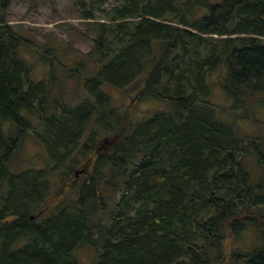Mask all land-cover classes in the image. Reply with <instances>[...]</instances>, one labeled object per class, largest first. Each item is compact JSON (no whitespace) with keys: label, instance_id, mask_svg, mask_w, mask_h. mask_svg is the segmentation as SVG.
I'll use <instances>...</instances> for the list:
<instances>
[{"label":"trees","instance_id":"1","mask_svg":"<svg viewBox=\"0 0 264 264\" xmlns=\"http://www.w3.org/2000/svg\"><path fill=\"white\" fill-rule=\"evenodd\" d=\"M106 1L83 7L87 53L0 18V264H78L82 246L97 264H264V139L238 135L210 100L216 78L233 121L258 123L264 0ZM27 50L48 79L31 78ZM59 68L78 101L54 90ZM141 78L127 103L106 91ZM138 103L155 106L140 117ZM28 138L39 168L19 156Z\"/></svg>","mask_w":264,"mask_h":264},{"label":"rangeland","instance_id":"2","mask_svg":"<svg viewBox=\"0 0 264 264\" xmlns=\"http://www.w3.org/2000/svg\"><path fill=\"white\" fill-rule=\"evenodd\" d=\"M6 1V4L3 7H0V18L4 19L9 25H12L14 29L19 30L23 34L32 36L35 41L40 42L43 41L44 38L49 37L48 42L50 44L57 42L56 46L60 47L59 50L64 48L62 41L67 42L69 45H71L70 47L81 53H87L91 49L90 46L92 43V38L95 34L92 31L93 28L88 27L87 25L89 24L88 22H91V20H86L83 18L85 13L83 7H88L90 5V0H80L79 2L70 0ZM81 1H83V5L80 3ZM110 1L111 0H108V2L106 1L104 7H109L112 3ZM220 1L221 0H211V3L214 4ZM96 15L100 16L98 12ZM69 51L70 50H67L68 55ZM74 56L77 59H80L74 51L70 54L69 60H67V62H72L71 58H74ZM22 57L33 65H31V78L34 80L48 79V67L40 63L42 61L36 56V54L32 53V50L24 51ZM57 70L58 71L55 72V76L56 79L61 81V85H57L54 90L56 92H62L60 98L64 101H78L80 99L78 96L80 95L81 90V83L79 84L80 81L78 79L73 81V76L69 77V73H66L64 69L59 68ZM213 82L216 83L214 84ZM218 83L219 81L216 78L210 81L212 88L210 100L214 105L216 104L218 108H223L220 109L222 114L227 113L223 114L224 119L235 128L238 135L242 137L249 136L250 138H254L256 140L258 138L264 139V108H260V110L257 112L253 108L250 110V114L255 117L258 123H255L250 119H243L239 122L233 121L231 115H234L235 111H233L231 106H229V100L221 93ZM134 84L137 86L134 85L132 88L127 89V92L125 93H120L112 88H107L106 91L112 96L116 103H127L128 97L126 95L128 94L131 97L134 96L138 87L139 89L141 88L143 84V78L139 79ZM154 106L155 105L151 103H138L133 107L134 112L142 117L143 115L146 116L148 114L147 112H149L148 110H151L150 108ZM255 109L257 110V107H255ZM41 151L44 152L41 146L36 141L29 140L28 138L25 140L19 152V156L21 158L32 157L31 159L34 160L38 157V152L40 153ZM39 157L41 160L35 159L36 162L31 164L33 167L39 168L42 166L44 156ZM244 162L247 170L252 174V180L259 182L262 179V171L260 170V166L256 162L255 157L247 156ZM54 188H57V186H54ZM53 192L54 190H52L51 196L54 195ZM50 202L53 203L54 199H50ZM39 219H37V221ZM247 242H250V239H248ZM235 248H244V246L240 242L235 245ZM95 253L96 252H94L93 249L87 246H82L76 252L78 264H97Z\"/></svg>","mask_w":264,"mask_h":264},{"label":"flooded vegetation","instance_id":"3","mask_svg":"<svg viewBox=\"0 0 264 264\" xmlns=\"http://www.w3.org/2000/svg\"><path fill=\"white\" fill-rule=\"evenodd\" d=\"M6 0H0V7H3L6 4Z\"/></svg>","mask_w":264,"mask_h":264},{"label":"water","instance_id":"4","mask_svg":"<svg viewBox=\"0 0 264 264\" xmlns=\"http://www.w3.org/2000/svg\"><path fill=\"white\" fill-rule=\"evenodd\" d=\"M98 1H101V0H98ZM32 219H33V217H32Z\"/></svg>","mask_w":264,"mask_h":264}]
</instances>
